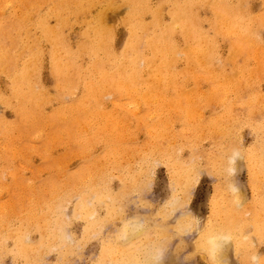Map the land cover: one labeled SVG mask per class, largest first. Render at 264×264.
<instances>
[{"label":"rangeland","instance_id":"374dc122","mask_svg":"<svg viewBox=\"0 0 264 264\" xmlns=\"http://www.w3.org/2000/svg\"><path fill=\"white\" fill-rule=\"evenodd\" d=\"M89 1L90 0H84L83 2L87 5ZM214 1L215 0H150L149 3L154 8L160 7L161 15L159 18L161 19L163 25L170 23L171 19L169 17V11L173 9L174 4H179L185 7L189 16L193 18L198 17L201 20V28L203 31L208 32L209 36H214L215 32L212 28V22L215 20L216 16L212 8ZM234 1H237L238 3V0ZM25 2L28 5L25 4ZM25 2H22L21 0H9V2L8 0L0 1V25H2L0 26V46H6L10 49L13 55L18 56L17 67L19 69L24 60L31 58L32 56L35 59L34 55H29L31 50L38 52V54H36L38 66L32 71L30 81L34 87L36 86L35 91L40 92L43 98H46L47 100L42 104V111L37 114L33 121L31 120V122H29L30 119H25L26 122L24 126L29 129V132L26 130V132L21 133L17 129L12 130L14 131L17 145L23 148L24 155L22 154L20 157L13 160V163L5 169L7 171H5L4 174L2 173L3 166L6 165L3 164V166H1L0 164V206L3 204L4 208H0V218H6L4 219V226L8 222H10L9 224L12 227L19 226L22 220L26 221L25 219L31 215L33 209L36 210V208L39 207L37 206L38 203L43 201L44 203L52 202L57 198V196L64 195L69 191H73L69 192L72 198L70 199L71 201L69 200L66 203L67 208L65 210L71 213L74 203L77 201L75 197L77 190L80 187L84 188L86 186L92 178L91 173L95 175L97 174V171L105 169V171H107V173H105L107 175V183L109 187H111L112 193L120 196L118 198L117 205H120V208H118L120 209L119 211L121 214H115L110 219L107 218L96 234H85L83 229L85 227L86 220L81 217H72L71 221L66 224V226L67 233H70V238H73L75 244L73 242L72 243L75 246L73 245L71 251L66 255H64V253L57 248L48 249L40 246L39 250H37L38 245L41 244L39 243L41 233L39 229L32 227L30 229L31 238L37 243L30 252L32 253L30 254L31 256L36 255L40 264H93L101 255L103 241L114 238V235L122 225V221L124 219L126 222L140 221L144 226H148L147 235L144 234L135 239L136 244L138 243L141 247L146 244L145 241L147 240H156L160 244L161 240H163L162 246L159 245L162 250L159 255L160 257L156 259L157 261L160 260L161 264H209L206 251L198 249L196 246L197 235L203 230L202 228H204L205 224L209 223L212 217H214L213 210L215 203L213 204V202L219 199L218 193L220 195L223 183L228 182L230 186L231 184L236 185L239 187V190L242 191L244 201L240 209L245 211L246 214L244 216L247 218H250L253 214V210L250 208L253 207L254 201L259 197L264 198V174L259 177H263L260 180L261 189L255 188L252 184V170L243 153L244 151H260L261 149H264V131H259L254 127V125L264 121V103L262 106L263 108L258 107L252 115H250L248 105L246 103L249 99H253L256 96L255 94H257L258 97L260 96L264 98V72L260 76L253 74V78L247 76L245 77V79L249 80V83H246L245 81L244 83L248 84L249 88H244L241 92L242 97L236 100L233 112L239 117V123H229L230 129L233 130L229 134H221V132H218L217 134V132H212L208 128H205L206 131L203 130V135L200 134V136H196L194 135L193 130L183 129L180 122L175 121L172 123V127H170L168 132L169 136L166 134L163 138L159 137L155 139L146 130V126H148V124H154L153 122L156 117L149 115L154 113L153 111H155V109H153V111L152 109H149L143 113L146 108L145 105L136 106L133 105V101L131 102L132 99L120 97V94L115 92H113L110 96V94H107L106 92V96L104 94L101 101L102 106L108 111H114L116 107V110L118 111L123 109L131 111L129 109L131 108L132 111L136 110L139 114L135 117L131 116V118L127 119L125 127H127L128 124L129 125L126 128V137L124 136L125 139L123 138L120 143V146L125 148L123 149L124 153L122 152L117 156L120 166L110 168L109 162L113 161L115 158L112 154L108 155L103 141L98 138L91 147L84 150L85 147L81 146L78 141L85 138L86 132L83 129L79 130V128H82L81 125H79V127H75L78 126V124L71 125L70 131L72 138H69L67 133L64 132L67 125L62 124L63 119H60L61 116L58 114V111L69 107L70 105H74L81 99L86 98L84 96H86L87 90L85 89L84 81L85 77H87V69L92 63V58L87 53H79L78 47L83 41L86 30L90 26L89 22H92V25L95 24L97 16L101 13L103 17V25L109 32V38H107V49L108 51H111L112 54H115V56L120 57L122 53L125 52L128 41L132 39L130 32L131 28L128 23L130 7L126 6L127 4L124 0H113V4L101 1L91 8V11L85 16L86 21L83 18L76 21L75 17L68 13L62 14L60 18L54 15L51 10L52 4L55 3L54 0H25ZM21 4L23 6L26 5L27 7H23ZM242 8L249 12L248 15L256 17L257 19L262 17V15L264 16V0H244ZM152 16L153 15L150 13L145 14L143 22H146V25H153ZM2 18L4 20H2ZM41 21H44L50 29L56 32L57 36L61 39L60 45L62 47L66 46L72 50L71 52H74L73 55L75 57V64L80 65V72L72 69L71 71H66L65 74H59L55 70L54 61L51 59V42L47 37H45L39 26ZM156 29L159 32L157 27L153 28L149 32L157 31ZM259 32L260 35L256 34V38L259 39L258 42L262 48L264 47V24L260 27ZM139 34H141V37L143 36V38L149 35V33L145 31H139ZM175 41L177 42L178 51L181 52V54L179 53L180 55H177L178 60L175 62L173 70L175 74H177L176 78H179L177 82H180L178 84L182 87V91L184 93H192L201 87L202 91L206 92L214 83L205 79L202 69L198 71L195 70L194 66L192 64H188L185 60L186 58L183 51L188 46V42L185 37L178 34L175 37ZM189 41V43L193 42L192 40ZM24 42L31 47V50L24 48ZM64 48L62 50H64ZM255 48V46H252L251 50L248 51L250 59L247 54H241L236 58L235 62H233L230 55L231 51L229 40L225 39L223 36L218 37L217 54L219 55L221 61L223 60V65L226 69L225 72L228 74L231 73L232 68L237 69L244 67L245 70L253 68L255 66L254 53H256L253 50H257ZM104 53H99V57H106L107 54ZM214 61L213 67L214 69H218L220 67L219 60L215 59ZM105 68L110 73H113L116 67L113 66V63L105 61L103 63V69ZM195 75L199 76L201 79L199 78L197 79L198 81H196ZM69 78L72 79L71 84L68 83V81L71 82L68 80ZM0 95L4 100L11 101L9 104L3 102V100L0 101V121L3 122V125H15L19 119L16 115V104L18 102L12 97L11 78L10 73L8 72L5 73L0 71ZM50 95L54 98H51ZM229 97L234 99L235 95L231 93ZM136 98L137 97L134 99ZM113 100L116 101L113 102ZM137 100L141 102L139 98H137ZM181 101L184 103L187 102L185 98H181ZM117 103L118 106H116ZM257 104L259 106L262 105L261 103H256V105ZM202 105L203 108H200L201 115L202 119L206 121L215 118V115L222 113L223 110V105L220 102L214 101L211 104L202 103ZM135 106L139 109L137 110ZM149 111L152 113L150 114ZM145 114L147 115L145 116ZM144 120H146L145 125L143 122ZM139 121H141L142 124H138ZM55 127H57V129ZM40 128H42V130ZM39 130H41L40 133H38ZM52 131L54 134H51ZM190 131L191 134H189ZM36 132L37 136L35 134ZM56 132L61 134V139H53V137H51L55 135ZM58 134L54 137H61ZM33 137H35V139ZM48 138L55 141H52L51 139L49 140ZM19 139L20 141H18ZM73 140H76V142ZM67 144H69V146ZM155 144L161 147L168 145L173 150L175 148V153H177L184 163L191 161L196 165L191 182L187 186L188 188L186 193H183L179 186L175 187L171 175L173 169L167 160L159 158H156V160L150 158V161L144 166L146 170L143 172L139 169L142 165V157L149 153L150 148ZM233 144L235 146H239L241 144L240 148L243 151H240V154L237 157L238 160L236 159L239 162L238 166L237 168H234L235 170L230 168V171H228V169L224 173L219 172V170L215 167V163L209 158L212 155H217L220 150H223V148L232 146ZM46 145L47 147H45ZM77 146L82 149L79 150V147ZM144 148L145 150H143ZM77 151L79 153L76 154ZM129 151L130 154H127ZM129 155H131L132 158ZM99 159H103V161L101 160V163L103 164L100 163ZM97 161L100 164H98ZM100 165H103V169ZM92 166H94L95 171ZM130 166L133 168L134 172L140 176L136 184L129 185L125 188L123 179L128 180V178H126V176H128L127 168ZM91 167L93 172L90 170ZM13 168L15 170L17 169V175L13 176L8 172L9 169L11 170ZM88 174L90 175L86 176ZM70 176H72V178H69ZM80 178L81 180L83 178V180L81 181ZM78 183L80 185H78ZM61 185L66 186L62 187ZM53 186L56 187L54 188ZM229 187L227 188V192H231V188ZM56 188L60 189L58 190ZM50 195L55 197H50ZM174 195L180 196V200L177 203L178 205H172L170 203L173 200V197H175ZM33 198L35 199L33 200ZM4 205L8 210L5 209ZM99 213L104 217L106 215L105 208L102 207ZM192 220L193 222H191ZM180 221L182 222L181 225ZM219 221L220 220H218V222ZM190 222L193 224L191 225ZM187 225H190L191 227ZM4 226L3 235L7 237L4 241V245H7V248L0 253V264H27V258L16 254V247L14 245L15 238L8 236V231L4 228ZM252 227L253 226L248 225L245 230H247V235H249V237L252 236L253 238L255 233ZM168 230L169 232L167 233ZM149 232L152 234L150 233L149 235ZM163 232L166 234L162 237V234H164ZM167 236H169V240L166 239V242L165 238ZM254 239L251 251L258 254L260 257H264V241L258 240L257 238ZM228 243L231 244L232 239L231 241L229 239ZM39 253L42 255H39ZM66 260L67 262H65ZM227 261L228 264H250V261L247 263L242 262L241 254L235 251L233 247L229 252Z\"/></svg>","mask_w":264,"mask_h":264},{"label":"bare ground","instance_id":"6f19581e","mask_svg":"<svg viewBox=\"0 0 264 264\" xmlns=\"http://www.w3.org/2000/svg\"><path fill=\"white\" fill-rule=\"evenodd\" d=\"M21 1L25 2V0ZM54 1L55 3H53L51 6V10L54 15L60 18L62 14L68 13L70 15H73L76 21H78L80 18H83L86 21L85 16L98 2L106 1L109 4H113V0H90L87 5H85V3L83 2L84 0ZM149 1L150 0H124V2H126L127 4L126 6L130 7L128 23L131 28L130 32L132 35V39L128 41L126 50L120 57L115 56V54H112L111 51H108L107 49V38H109V32L103 25V17L101 13L97 16L95 24L92 25V22H89L90 26L86 30L83 41L78 47L79 53H87L92 58V63L87 69V77H85L84 81L85 89L87 90V92L85 91L86 96H84L86 98H83L84 100L81 99L74 105H70L69 107L58 111V114L61 116H59L60 119H63L62 124L67 125V127L64 129V132L67 133L69 138H72V134L70 131L71 125L78 124V126L75 127H79V125L82 126V128H79V130L83 129L86 132V135L83 140L78 142L81 146L85 147L84 150L91 147L98 138L103 141L108 155L112 154L115 158L113 161L109 162L110 168H116L120 166V162H118L117 156L123 152V149H125L120 146V143L121 140L123 138L125 139L126 137V128L129 125L128 124L127 127H125L127 124V119L131 118V116L135 117L139 114L136 110L132 111L131 108H129L131 111L127 109L118 111L116 110L117 107L114 111H108L105 107L102 106L101 101L103 95L106 92L107 94H110V96L111 94H113V92H115L117 94H120V97L132 99L131 102H134L133 105H145L146 108L144 109L143 113H145L149 109H152V111L153 109H155V111H153L154 113L149 111L150 114L152 113L149 116L156 117L155 121L153 122L154 124H148V126H146L147 132L151 134L155 139L159 137L163 138L166 134L169 136L168 132L170 130V127H172V123H174L175 121H179L183 129L191 131L193 130V133L196 136H200V134L203 135V130H205V128H208L212 132H217V134L218 132H221V134H229L231 131H233L232 129H230L229 123H239V117L236 116L233 112L236 100L242 97L241 92L244 88H249V85L246 84L249 80L245 79V77L247 76L253 78V74L260 76L264 72V47H260V43L258 42L259 39L256 38V34L260 35L259 29L264 24V16L262 15V17L257 19L256 17L248 15L249 12L246 9L242 8V3L244 2V0H238V3L234 0L214 1V4H212V8L216 15L215 20H213L212 22V28L215 32L214 36H209L208 32L203 31L201 28V20L198 17L193 18L189 16L187 14V11L185 10V7L179 4H174L173 9L169 11V17L171 19L170 23H168L167 25H163L161 19L159 18L161 15L160 7L154 8L149 3ZM25 4L27 3L25 2ZM21 6L23 5L21 4ZM149 13L153 15V25H146V22H143L144 15ZM2 20L4 19L2 18ZM39 26L45 37H47L51 42V59H53L54 61L55 70L59 74H65L66 71H71L72 69L78 70L80 72V65L75 64V57L73 55L74 52H71L72 50L70 48H67L66 46L62 47L60 45L61 39L57 36L54 30L50 29L46 25L44 21H41L39 23ZM155 27L159 29V32L157 29V31L149 32ZM139 31H145L149 33V35L143 38V36L141 37V34H139ZM178 34L183 35L188 42L187 48L183 51L186 58L185 60L188 62V64H192L195 70L198 71L202 69L205 75V79H208V81H212L214 83L206 92L202 91L200 87L201 91L200 89H197L192 93H184L182 91V87L178 84L180 82H177L179 78H176L177 74H175L173 68L175 66V62L178 60L177 55L179 53L181 54V52L178 51V46L176 44L177 42L175 41V37ZM219 36H223L225 39L229 40L231 51L230 55L233 62H235L236 58L241 54H247V56H249L248 51L251 50L252 46H255V49H257L253 50L256 52L254 53L255 66L250 70H245L244 67H240L237 69L232 68L230 74L226 73V69L223 65V60L221 61L219 55L217 54ZM189 40H192L193 42L189 43ZM24 48L27 50H31V47L26 42H24ZM63 48L64 50H62ZM99 53L107 54V56L100 58ZM36 54H38V52H34L33 50H31L29 52V55H34L35 59L32 56L31 58L24 60L19 69L17 67L18 56L13 55L10 49H8L6 46H0V71L10 73L12 97L15 98L18 102L16 104V115L19 118L18 122L15 125H3V122L0 121V164L1 166H3V164L6 165L3 166V174L5 171H7L5 169L13 163V160L17 159L23 154V148L17 145V140L15 141L14 131L12 130L17 129L21 133L26 132V130L27 132H29V129L25 128L24 126L26 122L25 119H30L29 122H31V120L33 121L37 114L42 111V104L47 100L46 98H43L40 92L35 91L36 86L34 87L32 82L30 81L32 71L38 66ZM215 59L219 60L220 63V67L218 69H214L213 67ZM105 61L113 63V66L116 67L113 73L107 71V67L105 68L106 70L103 69V63ZM195 78L196 81H198L197 79H199L200 77L195 75ZM68 80L71 81H68V83L71 84L72 79L69 78ZM244 81L246 83H244ZM231 93L235 95L234 99H232V97H229ZM255 95L256 96L253 99H249L246 102L250 115H252L258 107L263 108L262 106L264 103V98L260 96L258 97L257 94ZM135 97L139 98L141 102L138 101L137 98L134 99ZM181 98H185L187 102H182ZM1 100L8 104L11 103V101L4 100L0 95V101ZM115 101L116 100H113V102ZM214 101L220 102L223 105L222 113L217 114L218 117L217 115H215V118H212L209 121L203 120L200 110V108H203L202 103L211 104ZM256 103H261L262 105L260 104L261 106H259L258 104L256 105ZM116 106H118V103ZM146 115L147 114H145V116ZM145 121L146 120L143 121L144 125ZM138 124H142L141 121H139ZM254 127L259 131H264V121L254 125ZM55 128L57 129V127ZM40 129L42 130V128ZM41 130H39L38 133H40ZM191 131L189 134H191ZM52 133L54 134L53 131L51 132V134ZM35 134L37 136V132ZM57 134L58 132H56V134L51 137H53V139H61V134H58L61 137H54ZM33 138L35 139V137ZM53 139L51 140L55 141ZM18 141H20V139ZM73 141L76 142V140ZM69 144L67 145L69 146ZM240 145L235 146L233 144L232 146L223 148L222 151L219 149L220 151L217 155H212L209 158L215 163V167L217 168V170H219V172L224 173L228 169V171H230L232 168H237L239 163L237 161V157L239 156L240 151H242ZM45 147H47V145ZM145 148L143 150H145ZM81 149L79 147V150ZM174 150L168 145L165 147L158 146L157 144L153 145V147L150 148L149 153L145 154L142 157V165L139 169L144 172L146 170L144 166L150 161V158L167 160L173 169L171 175L175 187L179 186L182 192L186 193V190L188 188L187 186L191 182L193 173L196 169V165L191 161L188 163H184V161L181 160L177 153H175L176 150ZM78 151L76 152V154L79 153ZM243 153L245 159L248 162V165L252 170V184L255 188L261 189L260 180L264 177V149H261L260 151H244ZM127 154H130V151L129 153L127 152ZM129 156L132 158L131 155ZM101 160L103 161V159ZM92 167L94 170V166ZM92 167L90 168L91 171ZM11 170L9 169L8 172L13 176L18 174L17 169L15 170L13 168ZM105 173H107L105 169L97 171V174L95 175L91 173L92 178L90 177L91 179L86 184V186L84 188L80 187L77 190L75 196L77 201L74 203L71 213L65 209L67 208L66 203L72 198L69 192L73 191H69L64 195L57 196V198L52 202L44 203L43 201L41 203H38L37 206L39 207H37L36 210L33 209V211L31 209V215L29 216L27 214L29 217L25 219L26 221L22 220L19 226L12 227L9 224L10 222L6 223L4 226L3 223L4 219L6 218H0V253L5 248H7V245H4V241L7 239V237L3 235V226L8 231V236L15 238L14 245L16 247V254L22 255L27 258V264H40V262L38 261L39 259L36 255H30L32 254L30 252L33 250L35 244L37 243L31 238L30 229L32 227H36L40 230L41 233L39 241V243L41 244L38 245L37 250H39L40 246L48 249L57 248L61 252H63L64 255L69 253L71 251V248L75 244L73 238H70V233H67L66 226V224L71 221L72 217H81L86 220V224L83 229L85 234H96L107 218L110 219L115 214L118 215L120 213V205H117V201L120 196L112 193L111 187H109L107 183V175ZM127 173L128 176H126V178H128V180L123 179L125 188L129 185L136 184L140 176L134 172L131 166L127 168ZM89 175L90 174L86 176ZM261 175L263 177L259 178ZM69 178H72V176H70ZM68 182L71 183L70 181ZM78 185L80 184L78 183ZM65 186L66 185L62 187ZM229 186L230 185L228 182L223 183V187L221 186L222 191L220 195L217 192L219 199L217 200L218 202L216 200L215 202H213V204L215 203V207L213 210L214 217H212L210 222L206 223L204 228H202L203 230L198 233L196 246L198 249H203L204 251H206L209 264H228L227 260L232 247L235 251L241 254L242 262L247 263L248 261H250V264H264V257H260L258 254H255L253 253V251H251L255 240L254 238L264 241V198L259 197L254 201L253 207L250 208L253 210V214L250 218H247L244 216L246 214L245 211L243 209H240L244 201L242 191L239 190V187L236 185L231 184V186ZM53 187L55 188L56 186ZM228 187L231 188V192H227ZM52 196L53 195H50V197ZM179 198V195L173 197V200H170V203L172 205L177 204L180 200ZM34 199L35 198H33V200ZM4 207L6 210H8L5 205ZM102 207H104L106 210V215L104 217L99 213ZM0 208H3V204H1ZM218 220L220 221L218 222ZM122 222L123 223L117 230L114 238L103 241L101 255L93 264H156V259L160 257L159 255L162 251L160 246H162L163 240H161V244L156 240H147L145 241L146 244L141 247L138 243L136 244L135 239L141 235H147L148 226H144L140 221L126 222L123 219ZM191 222H193V220ZM191 222L190 224L192 225L193 223ZM181 224L182 222L180 221V225ZM248 225L253 226L252 228L255 233V236L253 238L252 236L249 237V235H247L246 233L247 230L245 229ZM151 232H149V235ZM168 232L169 230L167 231V233ZM165 234L166 233L162 234V237L163 235L165 236ZM169 236H167L165 240H169ZM229 239L230 241L232 239V245L228 243ZM39 255L42 254L39 253ZM65 262H67V260ZM158 262L159 264H161L160 260L157 261V264Z\"/></svg>","mask_w":264,"mask_h":264}]
</instances>
